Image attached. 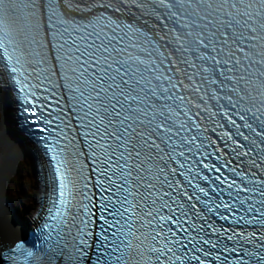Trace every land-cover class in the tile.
Listing matches in <instances>:
<instances>
[{
    "label": "snow or ice",
    "instance_id": "snow-or-ice-1",
    "mask_svg": "<svg viewBox=\"0 0 264 264\" xmlns=\"http://www.w3.org/2000/svg\"><path fill=\"white\" fill-rule=\"evenodd\" d=\"M0 264H264V0H0Z\"/></svg>",
    "mask_w": 264,
    "mask_h": 264
},
{
    "label": "rangeland",
    "instance_id": "rangeland-1",
    "mask_svg": "<svg viewBox=\"0 0 264 264\" xmlns=\"http://www.w3.org/2000/svg\"><path fill=\"white\" fill-rule=\"evenodd\" d=\"M24 166H26L24 168ZM29 166L27 164H21L19 174L11 179L9 182L8 188H7V193L8 199H10V205L19 213V216L24 217L25 219L28 214L29 210L32 207L33 201L31 199L33 195L32 187L30 190V193L24 189V185L21 184L22 181V173L28 172L29 178L31 183L32 181V172L31 169L28 171ZM27 214V215H26Z\"/></svg>",
    "mask_w": 264,
    "mask_h": 264
},
{
    "label": "bare ground",
    "instance_id": "bare-ground-1",
    "mask_svg": "<svg viewBox=\"0 0 264 264\" xmlns=\"http://www.w3.org/2000/svg\"><path fill=\"white\" fill-rule=\"evenodd\" d=\"M26 166H24V168H25ZM26 169V168H25ZM30 169H28V171H29ZM22 175V181H21V184H23L24 185V189L26 190V191H28L29 193H30V190H31V187H32V183H31V181H30V178H29V174H28V172H25L24 171V173H22L21 174ZM8 185H9V183L6 185V188H4V189H0V196H5L6 198H7V201L9 202V204H10V199H8V195H6V194H8L7 193V188H8ZM15 213H16V215H17V217H18V215H19V213L17 212V211H15V210H13ZM18 218H20V217H18ZM27 218V217H26ZM25 218V219H26Z\"/></svg>",
    "mask_w": 264,
    "mask_h": 264
}]
</instances>
